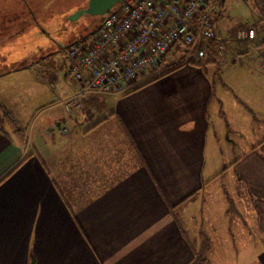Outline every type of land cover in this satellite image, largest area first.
<instances>
[{
    "label": "crops",
    "instance_id": "1",
    "mask_svg": "<svg viewBox=\"0 0 264 264\" xmlns=\"http://www.w3.org/2000/svg\"><path fill=\"white\" fill-rule=\"evenodd\" d=\"M212 28L199 62L123 93L73 100L67 73L50 105L0 90L21 130L0 111V264H193L205 239L207 264H264V37L218 54Z\"/></svg>",
    "mask_w": 264,
    "mask_h": 264
},
{
    "label": "built area",
    "instance_id": "2",
    "mask_svg": "<svg viewBox=\"0 0 264 264\" xmlns=\"http://www.w3.org/2000/svg\"><path fill=\"white\" fill-rule=\"evenodd\" d=\"M160 1L122 0L89 33L62 48L76 89L73 100L90 92L123 93L160 75V62L175 44L188 46L191 53L179 64L202 59L203 44L215 38L211 14L217 0ZM255 34L252 26L238 28L233 40L245 43ZM217 40L222 53L224 40ZM260 61L264 67V52Z\"/></svg>",
    "mask_w": 264,
    "mask_h": 264
},
{
    "label": "rangeland",
    "instance_id": "3",
    "mask_svg": "<svg viewBox=\"0 0 264 264\" xmlns=\"http://www.w3.org/2000/svg\"><path fill=\"white\" fill-rule=\"evenodd\" d=\"M86 3L87 0H0V72L9 71L3 73L0 78V90L8 104L16 106L30 102L32 105L35 103L50 105L58 102L52 92L59 87V78L68 77L66 75L68 58L63 54L62 48L70 40L89 33L107 15V13L82 15L74 21L67 19L72 12L84 7ZM119 3H116L110 11ZM217 10L221 12L220 17L212 13L211 21L212 24L214 22L216 32L224 41L233 38L232 34L236 29L248 26L256 29V37H264V0H225L223 6L215 5L214 11ZM218 23L222 24L225 30L218 28ZM239 43L236 45L241 44ZM225 44L229 46L228 49L231 46L234 48L230 43ZM182 45L175 44L165 54L163 60L176 61L179 58L175 55L176 52L183 56L191 54L188 51L189 47ZM219 50L217 46L215 52L219 54ZM207 51H205L206 61L211 58H216L217 63L221 61L217 55H211ZM37 61L51 63L53 67L57 66L55 67L57 75L51 76L56 79V83L51 84L49 81L36 79L38 64H41ZM24 65L30 66L15 69L16 71L11 70ZM66 84L75 87L71 77L67 78ZM37 91L41 93L36 97ZM61 108L62 105H56L46 113H53ZM221 121L223 122L222 118ZM249 242L252 243L251 237Z\"/></svg>",
    "mask_w": 264,
    "mask_h": 264
},
{
    "label": "trees",
    "instance_id": "4",
    "mask_svg": "<svg viewBox=\"0 0 264 264\" xmlns=\"http://www.w3.org/2000/svg\"><path fill=\"white\" fill-rule=\"evenodd\" d=\"M76 39H78V38H74V40H76ZM74 40H70V42H72ZM70 42H68V43H70ZM182 46H186V45L183 44ZM182 58H183V55L181 57H179L176 61L173 60L172 62H166V61L162 60L160 62V66L162 68V72H161L160 75H163V74L171 71L176 66H178L179 62H181ZM189 62H194V61H188L187 63H189ZM153 79H154V77L150 78L146 82H149V81H151ZM139 86L140 85H138L136 87H139ZM0 111H1V114H2L3 121L9 126V128L12 130V132L15 133L17 136H21V130L18 127L17 122L14 119V117L12 116V114L7 109H5V107L2 106L1 104H0ZM207 249H208V242L205 239L203 241V243H202V247H201L200 252H198L195 255L193 264H207V259H206V256H205ZM32 262L33 261L31 260L30 264H32Z\"/></svg>",
    "mask_w": 264,
    "mask_h": 264
},
{
    "label": "water",
    "instance_id": "5",
    "mask_svg": "<svg viewBox=\"0 0 264 264\" xmlns=\"http://www.w3.org/2000/svg\"><path fill=\"white\" fill-rule=\"evenodd\" d=\"M122 0H87L84 7L72 12L67 19L77 20L82 15H101L107 13L116 3Z\"/></svg>",
    "mask_w": 264,
    "mask_h": 264
}]
</instances>
